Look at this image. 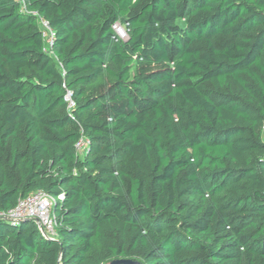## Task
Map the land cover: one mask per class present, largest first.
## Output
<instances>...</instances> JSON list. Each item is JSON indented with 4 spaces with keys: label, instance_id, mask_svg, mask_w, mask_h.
<instances>
[{
    "label": "trees",
    "instance_id": "obj_1",
    "mask_svg": "<svg viewBox=\"0 0 264 264\" xmlns=\"http://www.w3.org/2000/svg\"><path fill=\"white\" fill-rule=\"evenodd\" d=\"M34 190L0 264H264V0H0V211Z\"/></svg>",
    "mask_w": 264,
    "mask_h": 264
},
{
    "label": "built area",
    "instance_id": "obj_2",
    "mask_svg": "<svg viewBox=\"0 0 264 264\" xmlns=\"http://www.w3.org/2000/svg\"><path fill=\"white\" fill-rule=\"evenodd\" d=\"M38 22L41 29V35L45 43L44 49L52 54L50 51V45L55 34H53V30L51 29L48 20L39 18ZM118 24L119 23L113 24L114 31ZM115 33L121 39H124L127 36L124 27L122 28L119 26ZM63 100L66 101L68 110H71L76 106V102L72 98V92L68 89H66L64 93ZM87 145L88 139L82 135V137L75 143V150L77 151V154L81 156L86 151L85 149ZM62 197V194L52 196L46 194L42 190H34L32 193L18 198L16 205L11 209L1 210L0 219L5 218L14 224H17V222L26 218L32 219L33 221L35 220L40 233L45 237L51 238L55 235L54 226L56 224V219L52 213L53 200H61Z\"/></svg>",
    "mask_w": 264,
    "mask_h": 264
},
{
    "label": "water",
    "instance_id": "obj_3",
    "mask_svg": "<svg viewBox=\"0 0 264 264\" xmlns=\"http://www.w3.org/2000/svg\"><path fill=\"white\" fill-rule=\"evenodd\" d=\"M23 220H30L29 218L23 219ZM32 220V219H31ZM105 264H141L140 262L136 260L126 259V258H118L113 259Z\"/></svg>",
    "mask_w": 264,
    "mask_h": 264
},
{
    "label": "rangeland",
    "instance_id": "obj_4",
    "mask_svg": "<svg viewBox=\"0 0 264 264\" xmlns=\"http://www.w3.org/2000/svg\"><path fill=\"white\" fill-rule=\"evenodd\" d=\"M178 21H179L180 23H182V22L184 21V19H179ZM119 26L123 28L122 25H119V24H118V25L115 27V31L118 30V27H119Z\"/></svg>",
    "mask_w": 264,
    "mask_h": 264
}]
</instances>
